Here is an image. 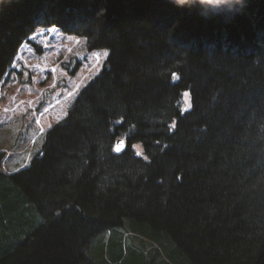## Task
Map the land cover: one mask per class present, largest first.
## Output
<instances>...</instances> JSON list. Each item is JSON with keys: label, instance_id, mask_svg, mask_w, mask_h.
<instances>
[{"label": "trees", "instance_id": "obj_1", "mask_svg": "<svg viewBox=\"0 0 264 264\" xmlns=\"http://www.w3.org/2000/svg\"><path fill=\"white\" fill-rule=\"evenodd\" d=\"M49 27L109 56L0 157V264H264V0H0V82Z\"/></svg>", "mask_w": 264, "mask_h": 264}, {"label": "rangeland", "instance_id": "obj_2", "mask_svg": "<svg viewBox=\"0 0 264 264\" xmlns=\"http://www.w3.org/2000/svg\"><path fill=\"white\" fill-rule=\"evenodd\" d=\"M107 58L106 51L90 52L85 39L54 27L39 28L24 42L0 82V152H5L6 172L25 167L40 151L44 134L67 117L81 89L98 76ZM76 63L79 67L71 75L65 66ZM182 106H189L187 97ZM121 232L130 235L128 225ZM131 244L140 245L139 239L133 237Z\"/></svg>", "mask_w": 264, "mask_h": 264}, {"label": "clouds", "instance_id": "obj_3", "mask_svg": "<svg viewBox=\"0 0 264 264\" xmlns=\"http://www.w3.org/2000/svg\"><path fill=\"white\" fill-rule=\"evenodd\" d=\"M192 0H179L181 5L186 3H191ZM201 3H212V4H221L227 2V0H200ZM235 2L239 3L240 0H235Z\"/></svg>", "mask_w": 264, "mask_h": 264}, {"label": "water", "instance_id": "obj_4", "mask_svg": "<svg viewBox=\"0 0 264 264\" xmlns=\"http://www.w3.org/2000/svg\"><path fill=\"white\" fill-rule=\"evenodd\" d=\"M118 149H119V151H118ZM123 149H124V147H123V145H122V141H119L118 145L116 146V150H117L118 152H120V151H122Z\"/></svg>", "mask_w": 264, "mask_h": 264}, {"label": "snow or ice", "instance_id": "obj_5", "mask_svg": "<svg viewBox=\"0 0 264 264\" xmlns=\"http://www.w3.org/2000/svg\"><path fill=\"white\" fill-rule=\"evenodd\" d=\"M18 71V70H17ZM174 78H175V74H174ZM187 95H190V93L189 94H187ZM191 108V104H189V109ZM189 109H186V110H189ZM37 123H39V122H37ZM41 134L43 135V130L41 131ZM118 151H119V149H118Z\"/></svg>", "mask_w": 264, "mask_h": 264}]
</instances>
